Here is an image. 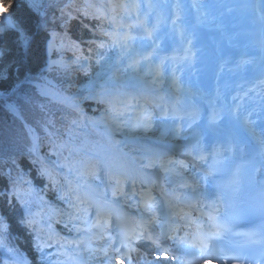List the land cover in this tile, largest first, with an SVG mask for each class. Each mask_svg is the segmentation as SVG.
Returning <instances> with one entry per match:
<instances>
[{"label":"trees","instance_id":"1","mask_svg":"<svg viewBox=\"0 0 264 264\" xmlns=\"http://www.w3.org/2000/svg\"><path fill=\"white\" fill-rule=\"evenodd\" d=\"M117 1L113 8L99 0H19L18 4L13 0L14 8L0 3L5 13L14 11L15 18L30 37L28 47H25L12 31L7 32L0 40V92L10 95L8 98L0 99V215L7 218L9 225L6 243L15 250L13 253H8L0 248V262L65 264L56 256L49 257L47 254L48 250H52L57 245V241L63 242L68 235L77 233L71 230V224L65 227V224L69 223L66 213L71 212L72 209L69 208L66 199L61 198L62 195H66L64 177L67 168H61L60 165L68 163L65 157H69V152L66 149L61 150L58 145L68 140L67 130L71 128L73 144L84 151L74 153L70 159L75 166L83 168L87 184L102 181L104 172L102 163L98 161L105 160L106 147L92 125L108 129L106 118L109 117L105 116L104 120L99 118L109 105L99 103L97 94L101 91L104 81L113 73L119 78L116 81L118 84L113 83L109 87L115 88L120 93L119 99L128 105L126 108L114 103L112 105L120 113L119 129L128 134L143 130V128L131 127L139 114L136 111L133 117V111L138 107L131 97L125 96L123 89L125 78L132 73L127 69V64L130 60L139 58L130 56L131 50L122 53L118 48L97 49L92 43L107 41V37L102 36L98 30L97 26L101 23L109 31L112 30L108 28L106 21L96 19V15L103 14L105 17L119 19L123 12L119 5L129 2V0ZM136 2L138 3L139 0ZM69 13L71 19L68 18ZM52 33L60 34L62 46L54 48L51 57L54 59L63 57L66 62L62 66H54L51 70H47L48 43ZM135 47H138L137 42ZM97 52L102 57L99 62L95 55ZM140 53L141 66L148 63L143 59L144 56H148L151 61L150 56L144 51L141 50ZM85 58H88L87 61ZM71 59H74L75 63H71ZM39 85H48L60 92L82 93L79 101L83 115L69 109L58 96L42 91ZM104 99L112 98L104 97ZM10 103L16 104L21 116H17L8 108ZM72 120H77L78 124L71 125ZM109 120L113 125L112 120L110 118ZM48 121L54 124V127L48 124V131L56 133L51 140L45 136L42 128V125H46ZM27 126L34 128L42 137L39 149L42 156L55 165L53 167L51 164L45 165L49 167L56 180L55 183L47 176L41 175L40 165L33 163V158L27 154V149L31 145ZM128 149L139 152L147 148L143 143H137L128 146ZM53 150L60 154H53ZM89 172L94 174L88 175ZM14 181L24 203L17 202L15 196L7 195L12 190ZM29 212L38 214L35 218L43 229L41 236L52 242L51 247L43 249V255L34 247L32 230L19 223ZM47 219L50 220L49 223ZM51 228H55L59 236L53 234ZM4 257L8 260L5 261Z\"/></svg>","mask_w":264,"mask_h":264},{"label":"snow or ice","instance_id":"2","mask_svg":"<svg viewBox=\"0 0 264 264\" xmlns=\"http://www.w3.org/2000/svg\"><path fill=\"white\" fill-rule=\"evenodd\" d=\"M0 3H5L7 7H13V0H0ZM19 3V0H16V4ZM179 9V3L174 5ZM119 7L123 10L119 19L116 17H105L103 14H97L96 19L101 21H106L108 28L112 30L109 31L105 28L104 24L101 23L98 25V30L101 35L107 37V41L101 40L99 42L93 41L97 49L105 48H118L122 53H127L130 50H134V46L137 40H143L145 36L151 37L153 31L157 28L159 24V18L156 22L149 27L145 18H142L141 13L138 11L140 8L139 3L136 0H129L128 3L120 4ZM151 8L152 5L149 4ZM87 15V13H85ZM68 18L71 19V14H68ZM176 19H179V12L176 14ZM130 21V22H128ZM172 23L175 25L176 20L174 19ZM15 32L20 42L25 46H30V37L25 33L20 22L15 18L14 11L7 12L6 14L0 15V40L3 39L4 35L9 32ZM142 32L144 35H136L134 33ZM153 43H155L153 41ZM62 46V40L60 34L52 33L51 39L48 43L49 53L54 48ZM89 52H92V49H89ZM97 56V62L102 58L99 52L95 53ZM88 58H85L87 61ZM143 59L148 61V63L141 66L140 59L130 60L127 64V69L132 73H144L151 74L153 76H159L160 70L159 65H153L149 61L148 56H144ZM187 59V55L183 57ZM163 61H161L162 63ZM107 63V61H105ZM119 78L113 73L104 83L101 85V91L97 94L99 97V103H105L109 106L105 108L104 114L99 118L104 120L105 116L109 117L114 125V130H119L120 113L115 110L112 106L113 103L119 107H128V105L119 99L120 93L115 88H110L109 85L115 83ZM174 82H175V78ZM104 97H111V100H105ZM89 99H95L97 97H88ZM156 107L160 109L158 115L159 117H165L174 122H180L185 124L188 127H191L192 123L195 122L196 116L193 113L185 112L182 108L177 107L175 104L169 106L164 103L162 100L160 102H154ZM137 107L140 109L138 117L134 124L131 125L133 128H143L147 129L152 124L153 112L149 111L147 105L137 104ZM74 110L79 111V105H73ZM115 112V114H113ZM80 115H83V112H80ZM48 124H54L51 121H48L46 125H42L45 136L50 140L56 135L55 132L48 131ZM71 125H77V120H72ZM28 138L31 141L30 147L27 149V154L32 159L33 163L40 165L41 175L47 176L53 183L56 182L53 177L49 167H46L47 164H52L51 161H47L46 157H41L39 155L40 141L42 137L36 132L34 128L27 126ZM68 140L61 142L58 147L61 150H68L69 157H65L68 160L67 164L60 165L61 168H67V174L65 175V188L66 195H62V199H66L69 208L72 209L71 212L66 213L69 217V223L65 224L67 228L71 224V230H74L77 233H82L79 239L68 240L65 238L63 242L57 241V247L59 250V255L66 257L65 264H86L83 260V251L89 253L90 258L99 259L96 257V253L102 254L103 264H114V256H123L126 257L131 264L132 261V252L138 251L135 247V243L140 241L144 248L148 251L154 253V259L156 261L163 260L164 264H192V261L186 259L185 257L194 256L197 260L202 257L214 256L217 252V246L225 243L227 238L232 235H239L245 237L250 243H264V225H261L259 228L237 233L235 229V221L227 213L221 214L218 201L220 200L219 194H214V198L208 202L206 205L207 210L201 211L200 217L196 220H192L190 217H187L189 224H195V230L189 236L188 233H185L184 236H173L171 235L173 229L171 226L167 230L161 228L160 232L157 235H154L150 230L151 224L156 222V206L157 201L154 196L150 194L145 195L139 201V204L142 205L140 211V221L137 223L136 229L134 231L127 230L121 223L119 218H117L115 224V236L111 235L109 231L112 228V222L110 220L109 214L105 211V208L108 204L107 200H104L102 197L97 199H91L89 197V185L86 182V174L83 171L82 167H77L73 164L70 157L74 153L84 151L79 146L73 144V134L71 128L67 130ZM54 144V141H53ZM199 140L193 144V149L198 151ZM230 147L224 146L222 150L216 151L215 156H221L224 153L230 151ZM53 154L59 155L60 153L53 150ZM199 154V153H198ZM201 160L204 159L203 155H199ZM15 163V161H13ZM98 163H103L105 167L108 166L107 161H98ZM176 165L183 168V161L175 162ZM55 166V165H53ZM95 166V165H90ZM88 175H93V172L87 173ZM71 177V178H69ZM135 174L134 173H124L122 179L117 180L115 187L112 189V196L116 197L119 195H126L124 192L123 185L125 182L131 181L135 183ZM75 181V184H74ZM232 184L235 183V173H233L230 180ZM83 185V190L81 186ZM219 190H223L226 185H216ZM9 197L15 196L17 202L24 203L21 199L20 194L16 190V182H13L12 190L7 193ZM84 207H81V206ZM95 209L94 218L87 219L92 213L89 209ZM83 213V215H81ZM148 213L147 219L144 218V214ZM261 214L264 215V207L261 208ZM35 215L28 213L24 218H22L19 223L31 229L34 233V247L37 252H40L42 255L43 249L46 247H51L52 242L50 240H45L41 236L43 231L40 222L35 218ZM204 217H207V221H204ZM9 225L7 223V218L3 215H0V248L5 249L8 253H13L15 250L8 246L6 243V234L8 231ZM95 230V231H93ZM91 234V235H89ZM92 236H95L101 240H105L104 245L100 247H91L90 241ZM171 241L176 248V252L169 257L166 253L168 249L165 247L167 242ZM71 246V247H69ZM222 252L223 250L220 249ZM111 252L113 255H109ZM179 253V254H177ZM75 254V255H73ZM0 264H6V262H0ZM123 264V262H121ZM145 264H152V261H145Z\"/></svg>","mask_w":264,"mask_h":264},{"label":"rangeland","instance_id":"3","mask_svg":"<svg viewBox=\"0 0 264 264\" xmlns=\"http://www.w3.org/2000/svg\"><path fill=\"white\" fill-rule=\"evenodd\" d=\"M5 14L4 10L0 7V15ZM244 40H247L246 37H243ZM54 50V49H53ZM49 53V49H48V55H49V63L48 66L46 67L47 70H51V68H53L54 66H62L63 64H65L66 59L63 57H59V58H52V52ZM71 63H75L74 59H71ZM160 73L163 77L161 76H153L151 74H144V73H137L139 74V76H141L142 78L148 77L150 76L151 78H147L146 80L148 82H150L153 86L158 87L159 89H161V91L163 92L164 95L166 94H170L171 92H176L179 95V99L183 102V103H187V102H191L193 100H195V97L198 95L203 94L204 92V85L203 82L201 80H191L190 78H185V74L183 72H179L176 71L173 68V71L171 72V70L169 68H160ZM166 76V78H165ZM175 78V82L174 79ZM146 80H142L139 82V86H143L145 88L149 87L146 85L147 82ZM168 97V96H165ZM247 102V104L249 105L250 108L249 109V113H243L242 116L245 118V120L248 122L249 124V129L253 132V131H257L256 128L254 127L253 121L249 119V115H255L256 118H258L262 124H264V102L259 101V104L261 105V107H255V104L252 101H248V100H244ZM252 108V109H251ZM160 109L157 107L154 111L155 115L157 113H159ZM158 116V115H156ZM152 119H155L154 117ZM156 121L155 125L151 126L150 128H147L145 131H136L135 133L129 135L126 132L119 130H114V126L110 124V120L107 119L106 122L108 123L109 126V130L113 131L116 135H119L120 139L122 142H127L128 140H134L135 137H147L149 138L151 145H152V159L155 160V162L152 164L154 165V167H159L164 169L165 171V175H167V180L168 179H175L179 185L177 187L176 190L181 191V190H185V191H203L204 189V178H202L201 183H196L194 182V173H200L203 175L202 171L200 170V162H197L191 155V150L189 148V146H184L179 154L177 155H170L169 153H166L165 151L162 150V148L158 145V139L163 138L164 137V127H161L159 122V119L154 120ZM153 121V122H154ZM177 125L179 128H176ZM175 125L172 126V130H173V140L176 141H180V143H185L188 144L186 142V140L188 141L189 139H191L195 133H197L198 130H196L195 128H193V125H191V127L186 126L185 124L181 125V123H175ZM182 131V132H180ZM264 132V130H263ZM260 138L264 139V133L260 134ZM185 141V142H184ZM167 156V158H166ZM173 156V157H170ZM185 156V157H184ZM165 157V158H164ZM177 161H183L184 165H186L185 167L181 168L178 165L175 164V162ZM161 163V164H159ZM124 173H118L119 176L123 175ZM126 185H129L128 183ZM125 185V186H126ZM128 187L126 186L124 188V191L127 192ZM132 191V190H131ZM137 189L135 188L133 190L134 193V199H125L126 203L128 205H130L131 207H139V202L137 201L138 198V194L136 193ZM132 195H129V197ZM118 199H124L123 196L118 194ZM115 201V200H113ZM117 201V200H116ZM143 206L139 207V211H141ZM161 207H162V203H157L156 206V214H157V220L156 221H162V214H161ZM148 214V213H145ZM81 234H78L76 236L77 239H79ZM156 235V234H155ZM105 240H101L95 236H92V239L90 241V245L91 247H100L102 245L105 244L106 242ZM170 242V241H169ZM169 242H167V246H169L168 251H167V255L168 252L173 251L176 252V248L174 246H172L171 244H169ZM152 252V251H150ZM153 253V252H152ZM154 254V253H153ZM97 258L99 259H94V258H90L89 253L87 251H85V256L89 259H93L94 262L98 263V264H103V260H102V254L101 253H96L95 254ZM109 255H113L111 252H109ZM117 257L114 256V264H119V262L116 259Z\"/></svg>","mask_w":264,"mask_h":264},{"label":"bare ground","instance_id":"4","mask_svg":"<svg viewBox=\"0 0 264 264\" xmlns=\"http://www.w3.org/2000/svg\"><path fill=\"white\" fill-rule=\"evenodd\" d=\"M249 119L250 120H252L253 121V124H254V127L256 128V130L257 131H253V133L255 134V136L257 137V140L262 144V148H263V151H264V144H263V141L261 140V138H260V134H263L264 132H263V130H264V124H262L261 123V121L258 119V118H256V116L255 115H249ZM216 129V128H215ZM263 157H264V154H263ZM202 178H205V177H203V175L202 174H200V173H194V182H196V183H201V181H202ZM205 182V181H204ZM161 192L163 191H165L163 188L160 190ZM174 192V191H173ZM158 194V193H157ZM199 195H201V194H199ZM203 195V194H202ZM174 197H175V195H173V194H171V198L168 200V201H166L165 202V205H164V207L166 206H169V208H168V213H169V210H170V212L172 213V221H171V223H170V225L169 226H171L172 227V229H173V223L175 222L176 224H179L180 222H179V218H177V217H175V214H177V213H179L180 211H182L183 209L182 208H179V207H177L175 204H174ZM137 223L138 222H136V225H137ZM165 226V222L164 221H156V226L154 227V229L152 230V232L154 233V234H158L159 232H160V230H161V228L162 227H164ZM169 228V227H168ZM172 235H173V231H172V233H171ZM171 244H172V242H171ZM175 247V246H174ZM177 254H179V253H177ZM148 258L147 259H144V260H140V262H139V264H145V261H152V263H156V262H159V261H156L155 259H154V254H152V255H150V253H148ZM150 256V257H149ZM203 264H209V263H203Z\"/></svg>","mask_w":264,"mask_h":264},{"label":"water","instance_id":"5","mask_svg":"<svg viewBox=\"0 0 264 264\" xmlns=\"http://www.w3.org/2000/svg\"><path fill=\"white\" fill-rule=\"evenodd\" d=\"M7 97H9V95H6V94H3L2 92H0V98H7ZM10 108L12 111H14L17 115L20 116L19 110L15 104H11Z\"/></svg>","mask_w":264,"mask_h":264}]
</instances>
